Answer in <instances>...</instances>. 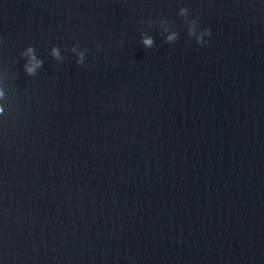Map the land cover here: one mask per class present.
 Listing matches in <instances>:
<instances>
[{
	"label": "water",
	"instance_id": "obj_1",
	"mask_svg": "<svg viewBox=\"0 0 264 264\" xmlns=\"http://www.w3.org/2000/svg\"><path fill=\"white\" fill-rule=\"evenodd\" d=\"M0 264H264V0H0Z\"/></svg>",
	"mask_w": 264,
	"mask_h": 264
},
{
	"label": "clouds",
	"instance_id": "obj_2",
	"mask_svg": "<svg viewBox=\"0 0 264 264\" xmlns=\"http://www.w3.org/2000/svg\"><path fill=\"white\" fill-rule=\"evenodd\" d=\"M206 31H207V33L210 35V31H209V30H206ZM169 39H172V37H169ZM151 42H152L151 40H146V41H145V43H146V44H149V45L151 44ZM39 63H40V62H37V66H39ZM26 72H27L29 75H31V74H33V72H34V69H33V68H26Z\"/></svg>",
	"mask_w": 264,
	"mask_h": 264
}]
</instances>
